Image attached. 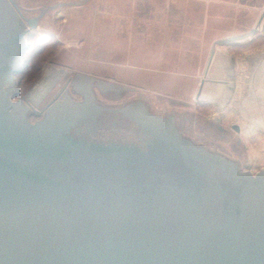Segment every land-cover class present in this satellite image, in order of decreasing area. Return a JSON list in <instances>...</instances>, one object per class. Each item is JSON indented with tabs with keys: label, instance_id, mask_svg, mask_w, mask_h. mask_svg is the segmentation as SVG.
I'll list each match as a JSON object with an SVG mask.
<instances>
[{
	"label": "water",
	"instance_id": "95a60500",
	"mask_svg": "<svg viewBox=\"0 0 264 264\" xmlns=\"http://www.w3.org/2000/svg\"><path fill=\"white\" fill-rule=\"evenodd\" d=\"M63 5L28 18L0 0V264H264V168L87 75L35 124L10 102L31 32Z\"/></svg>",
	"mask_w": 264,
	"mask_h": 264
},
{
	"label": "rangeland",
	"instance_id": "374dc122",
	"mask_svg": "<svg viewBox=\"0 0 264 264\" xmlns=\"http://www.w3.org/2000/svg\"><path fill=\"white\" fill-rule=\"evenodd\" d=\"M15 1L28 18L38 16L42 9L65 4L45 14L39 27L31 32L22 67L14 75V87L8 95L10 102L21 100L27 106V120L31 124L45 116L46 112H38L52 100L60 98L76 74H83L136 90L152 114L173 116L181 136L234 161L240 169L252 174L263 169L264 162L250 161L249 142L233 127L241 113L249 125H263L262 84L246 83L242 100L236 99V105L240 103L238 106L242 108L233 109L236 118L228 121L224 111L197 101L198 84H183L184 91L181 92V84L172 80L151 84L142 77L140 83L129 77L127 67L121 65L122 61L125 63L124 51L115 50L112 43L113 34L117 30L124 32L127 24L121 20L114 23L115 20L111 19H96L95 15L99 13L100 16L102 9L101 0ZM102 24L106 25L107 30L100 27ZM122 34L125 39V34ZM82 39L85 40L81 42ZM122 47L120 44L119 48ZM248 47V50L235 49L233 52L242 54L254 49ZM54 78L56 80L52 81ZM241 101L245 103L241 104ZM219 126L226 129L224 133ZM258 136L264 137V132ZM257 140L255 138L250 143L257 144Z\"/></svg>",
	"mask_w": 264,
	"mask_h": 264
},
{
	"label": "crops",
	"instance_id": "0c3cea01",
	"mask_svg": "<svg viewBox=\"0 0 264 264\" xmlns=\"http://www.w3.org/2000/svg\"><path fill=\"white\" fill-rule=\"evenodd\" d=\"M100 4L101 17L98 13L96 19L127 24L124 32L113 34L112 43L115 50L123 49L121 65L135 82L140 83V77L151 84L172 80L181 84V92L183 84H198L197 101L224 111L228 121L236 118L233 109L242 108L236 99L242 100L248 83L264 87V0H101ZM100 27L107 30L106 25ZM248 46L254 49L233 52ZM238 118L233 127L249 142L250 161L263 163L264 137L258 135L264 132V118L260 126L245 122L243 113ZM255 138L258 143L251 144Z\"/></svg>",
	"mask_w": 264,
	"mask_h": 264
},
{
	"label": "flooded vegetation",
	"instance_id": "af4514ba",
	"mask_svg": "<svg viewBox=\"0 0 264 264\" xmlns=\"http://www.w3.org/2000/svg\"><path fill=\"white\" fill-rule=\"evenodd\" d=\"M51 80L54 81V80H56V79L54 78V79H51ZM51 80H50V81H51ZM47 85H49V84L47 83ZM58 99H59V98L52 100L49 104H47L44 108H42L43 110L39 111L38 114H40V113H42V112H46L50 107L56 105ZM131 118L134 119V115H133Z\"/></svg>",
	"mask_w": 264,
	"mask_h": 264
},
{
	"label": "trees",
	"instance_id": "16d2710c",
	"mask_svg": "<svg viewBox=\"0 0 264 264\" xmlns=\"http://www.w3.org/2000/svg\"><path fill=\"white\" fill-rule=\"evenodd\" d=\"M27 48H28V46H27ZM27 50V49H26ZM26 52V51H25ZM25 54V53H24Z\"/></svg>",
	"mask_w": 264,
	"mask_h": 264
}]
</instances>
